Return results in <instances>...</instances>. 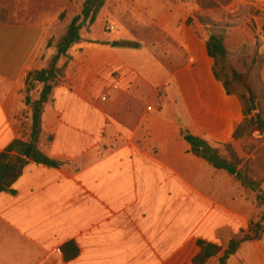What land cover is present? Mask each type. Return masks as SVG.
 Segmentation results:
<instances>
[{"label": "crops", "instance_id": "crops-1", "mask_svg": "<svg viewBox=\"0 0 264 264\" xmlns=\"http://www.w3.org/2000/svg\"><path fill=\"white\" fill-rule=\"evenodd\" d=\"M77 2L26 0L32 17L0 22V152L28 138L25 79L47 66L59 16L66 26ZM189 16L180 0H106L43 108L39 145L58 166L28 163L14 192L0 193V264H194L199 241L224 248L257 220L252 191L181 135L184 126L228 158L243 120ZM68 241L79 253L65 261ZM226 264H264V233Z\"/></svg>", "mask_w": 264, "mask_h": 264}, {"label": "trees", "instance_id": "trees-1", "mask_svg": "<svg viewBox=\"0 0 264 264\" xmlns=\"http://www.w3.org/2000/svg\"><path fill=\"white\" fill-rule=\"evenodd\" d=\"M106 0H83L80 12L74 15L64 28V32L54 43L55 54L50 58L47 66L41 70L29 72L24 85L25 104L30 109V134L27 139H14L3 151L0 152V193L11 192L13 183L22 174L24 167L28 163L42 164L48 167H57L58 162L48 157L39 145L41 134V115L44 105L48 102L53 88L61 81L67 62L70 59L69 50L80 43L81 30L84 27H90L103 8ZM64 19V13L59 16V20ZM6 22V20H0ZM52 41L47 42V46H52ZM206 50L208 55L213 59V75L220 81L227 95H234L238 98L243 120L235 127L232 139L233 142L225 145L228 158L222 157L217 148L212 147L206 141L193 136L186 127H181V135L190 145V151L195 156L202 158L215 169L225 170L228 174L233 175L241 184L249 190L255 192L258 205L264 206V198L258 190L259 184L248 174L245 166V155L239 149L238 139L244 135L251 136L253 133L264 138V84L260 79L262 95H257L251 86L246 82L245 77L232 71L234 80L240 82L245 90L244 94L238 96L229 82L222 80L218 71L221 70L227 62L230 52L225 45L223 32H212L206 40ZM63 58L65 62L59 66V60ZM39 90L38 99H32L31 94ZM52 140L51 135H47L45 143ZM242 166V167H241ZM264 214L257 222H250L245 231H241L230 240L223 248L202 241L198 242L200 252L193 259L194 264H204L206 260L217 255L223 250L219 258V264H226L227 259L233 255L242 242L258 240L264 233ZM60 252L65 261H70L77 257L79 249L74 241H68L61 245Z\"/></svg>", "mask_w": 264, "mask_h": 264}, {"label": "rangeland", "instance_id": "rangeland-1", "mask_svg": "<svg viewBox=\"0 0 264 264\" xmlns=\"http://www.w3.org/2000/svg\"><path fill=\"white\" fill-rule=\"evenodd\" d=\"M38 1L42 4L43 0ZM180 2L193 9V16L188 17L187 24L193 27L197 25L205 38L212 32H223L225 43L231 52L224 69L221 70V66L217 68L221 79L229 82L238 96L244 94L242 84L233 78L232 71H235L244 76L255 93L261 96L260 79L264 84V52H261V49L264 51V0H180ZM44 5L47 6V3ZM27 7L26 0H0V20L32 17L36 7L33 4L29 5L32 9L30 16ZM80 9L81 5L77 2V6L69 5L67 12L74 16ZM65 22L63 19L52 32L53 36L50 39L52 43H56L64 32ZM88 28L84 27L81 30L83 37H87ZM236 34H240L242 40L236 42L239 43V47L234 48L231 47V43H235L233 40ZM170 83L173 85L175 81ZM239 149L245 155L246 163L243 169L246 168L252 179L259 184L258 190L264 198V138L256 133L251 136L244 135L239 138ZM252 193L256 197L255 192ZM256 209L258 218L254 222L259 221L264 214L263 205L257 203Z\"/></svg>", "mask_w": 264, "mask_h": 264}, {"label": "built area", "instance_id": "built-area-1", "mask_svg": "<svg viewBox=\"0 0 264 264\" xmlns=\"http://www.w3.org/2000/svg\"><path fill=\"white\" fill-rule=\"evenodd\" d=\"M102 100H105V97H103V98H102ZM147 109H148V110H150V109H151V107H147Z\"/></svg>", "mask_w": 264, "mask_h": 264}]
</instances>
